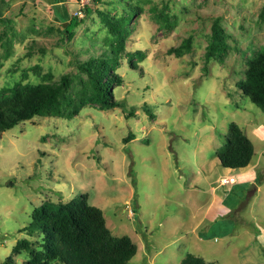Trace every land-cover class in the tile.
I'll list each match as a JSON object with an SVG mask.
<instances>
[{
  "label": "rangeland",
  "instance_id": "obj_1",
  "mask_svg": "<svg viewBox=\"0 0 264 264\" xmlns=\"http://www.w3.org/2000/svg\"><path fill=\"white\" fill-rule=\"evenodd\" d=\"M86 8L0 0V89L68 75L71 97L86 79L77 65L112 43L102 14L134 13L114 69L123 81L112 88L117 107L86 104L71 120L34 118L0 134V264L9 256L26 264L12 248L39 241L24 230L35 208L80 195L112 236L136 246L129 264H181L188 255L264 264V114L239 87L247 62L264 52V0H95ZM72 17L79 24L66 40ZM214 21L228 50L205 65ZM187 38L188 52L168 54ZM231 123L254 154L245 170L227 172L216 153ZM251 169L257 181L244 183Z\"/></svg>",
  "mask_w": 264,
  "mask_h": 264
},
{
  "label": "trees",
  "instance_id": "obj_2",
  "mask_svg": "<svg viewBox=\"0 0 264 264\" xmlns=\"http://www.w3.org/2000/svg\"><path fill=\"white\" fill-rule=\"evenodd\" d=\"M85 13H90L89 8L85 7ZM133 15L102 14L112 43L104 54L77 65L79 72L86 77L77 97L67 95L71 85L68 75H62L57 83L1 88L0 134L34 118L71 120L86 104L105 110L117 107L112 88L123 81L114 69L124 57L125 29ZM261 16L264 19V8ZM78 24L75 17L70 19L69 26L64 29V39L72 37ZM226 40L227 35L218 21H214L204 56L205 65L214 60L222 61L228 50ZM1 45L5 49V43ZM190 45V38H187L178 47L170 49L168 54L182 56L190 50ZM239 87L243 96L264 114V52L247 62ZM253 154L252 143L236 124L231 123L226 144L216 153L221 167L228 170L244 169L250 164ZM24 230L30 238L35 234L39 238L37 242L20 239L12 248L13 256H19L22 252L27 254L29 258L26 264H129L137 252L136 246L127 236L111 235L102 212L89 205L85 195L66 204L45 203L35 208ZM1 264L15 263L9 256ZM181 264L206 263L188 255Z\"/></svg>",
  "mask_w": 264,
  "mask_h": 264
},
{
  "label": "crops",
  "instance_id": "obj_3",
  "mask_svg": "<svg viewBox=\"0 0 264 264\" xmlns=\"http://www.w3.org/2000/svg\"><path fill=\"white\" fill-rule=\"evenodd\" d=\"M248 167V166H247ZM246 168H244V169H240V170H245ZM230 171H233V170H228L227 169V172H230ZM251 174V175H250ZM250 174H247V176L246 177H248V179L247 180H243L244 181V183H248V182H246V181H249L250 183H251V181L254 179V174H253V169H251V173ZM241 180V179H240ZM242 181V180H241ZM255 181H257V179L255 178L254 179V181L253 182H255Z\"/></svg>",
  "mask_w": 264,
  "mask_h": 264
},
{
  "label": "built area",
  "instance_id": "obj_4",
  "mask_svg": "<svg viewBox=\"0 0 264 264\" xmlns=\"http://www.w3.org/2000/svg\"><path fill=\"white\" fill-rule=\"evenodd\" d=\"M95 0H80V7H86L88 6L90 3H93ZM226 183L225 180L221 181V184L224 185Z\"/></svg>",
  "mask_w": 264,
  "mask_h": 264
},
{
  "label": "water",
  "instance_id": "obj_5",
  "mask_svg": "<svg viewBox=\"0 0 264 264\" xmlns=\"http://www.w3.org/2000/svg\"><path fill=\"white\" fill-rule=\"evenodd\" d=\"M66 24H64V26H65Z\"/></svg>",
  "mask_w": 264,
  "mask_h": 264
}]
</instances>
